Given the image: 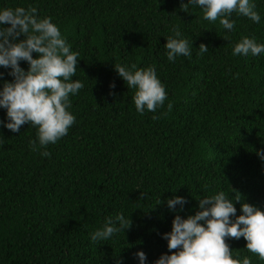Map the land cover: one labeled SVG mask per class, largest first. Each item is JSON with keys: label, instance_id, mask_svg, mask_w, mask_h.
Here are the masks:
<instances>
[{"label": "trees", "instance_id": "obj_1", "mask_svg": "<svg viewBox=\"0 0 264 264\" xmlns=\"http://www.w3.org/2000/svg\"><path fill=\"white\" fill-rule=\"evenodd\" d=\"M180 3L0 0V9L33 6L38 18L51 17L79 53L72 79L84 84L70 95L75 123L43 149L49 157L31 150L30 141L38 144L31 124L19 133L0 124V264H139L137 251L154 264L169 251L162 234L174 216L194 215L200 198L241 194L264 211V160L257 155L264 151V53L232 54L245 36L264 44V0H253L259 23L233 13L231 31L203 19L200 6L186 13ZM177 26L192 54L169 61L165 43ZM201 43L209 50L198 54ZM117 64L153 66L167 92L163 106L137 112L135 89ZM9 71L0 66L3 80L13 79ZM7 120L0 107V121ZM174 196L187 201L182 210L168 208ZM233 203L240 215V202ZM118 213L129 216L131 228L93 242L90 234ZM227 243L234 256L264 264L243 237Z\"/></svg>", "mask_w": 264, "mask_h": 264}, {"label": "clouds", "instance_id": "obj_2", "mask_svg": "<svg viewBox=\"0 0 264 264\" xmlns=\"http://www.w3.org/2000/svg\"><path fill=\"white\" fill-rule=\"evenodd\" d=\"M189 5L200 6L203 19L212 22L219 19L223 28L229 31L236 24L228 18L233 13L260 22L253 0H181L180 9L190 13ZM0 25H8L0 26V66L10 69L8 74L13 77L11 81L3 80L0 72V80H3L0 107L6 109L8 117L6 123L0 121V124L16 133L20 132L21 126L31 124L37 129L38 140V144L29 142L31 150L46 149L66 136L75 123V116L68 109L71 107L70 95L84 87L80 80L72 79L79 53L70 49L51 17L38 18L36 7L0 9ZM172 31L175 36H169L165 43L168 60L174 61L181 55L191 56L190 43L181 37L179 27ZM198 48V54L209 50L204 43ZM261 53H264V44L257 43L255 37H242L232 49L233 55L257 56ZM22 60L28 63L27 70L20 66ZM114 69L128 88L135 89L133 101L137 112H155L163 106L167 92L153 66L137 68L135 64L130 67L117 64ZM110 87L114 88L115 84L111 83ZM171 107L169 104V110ZM153 119L159 117L153 116ZM41 155L49 157L51 154L43 150ZM257 155L264 160V151H258ZM233 201L240 202V215L236 214ZM161 203L159 199L156 205ZM166 203L170 210L177 211L176 206L180 205L182 210L187 201L184 197L174 196ZM198 206L194 215L174 216L171 230L162 234L169 251L161 254L154 264H252L249 256L242 259L238 254L234 256L227 243L228 238L241 237L246 241L247 251L264 261V211L242 202L241 194L233 200L223 191L198 199ZM131 226L129 216L118 213L114 218L107 217L103 226L90 234L91 240L107 241L114 233L124 232ZM135 256L139 264H145L147 257L143 251H137Z\"/></svg>", "mask_w": 264, "mask_h": 264}]
</instances>
